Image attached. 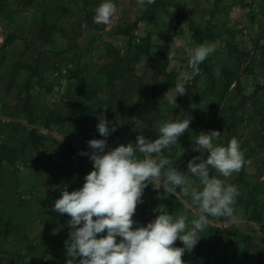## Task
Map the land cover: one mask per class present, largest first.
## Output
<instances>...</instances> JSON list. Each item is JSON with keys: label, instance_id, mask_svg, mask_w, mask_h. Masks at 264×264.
I'll use <instances>...</instances> for the list:
<instances>
[{"label": "rangeland", "instance_id": "374dc122", "mask_svg": "<svg viewBox=\"0 0 264 264\" xmlns=\"http://www.w3.org/2000/svg\"><path fill=\"white\" fill-rule=\"evenodd\" d=\"M100 2L0 0V157H10L0 160V264H41L49 245L59 248L65 264L69 217L52 204L61 188H79L91 170L88 155L79 153L92 151L89 139L102 138L87 134L97 114L113 116L117 104L106 103L103 79L108 51L125 55L134 43L149 47V56L135 63L142 94L135 103L114 107L123 122L105 138L106 150L135 143L140 134L155 139L162 122L188 116L189 129L167 153L175 157L184 149L174 158L183 172L200 155L192 148L197 133L217 130V143L224 145L235 137L245 162L239 172L220 177L239 189L235 216H208L200 239L181 259L264 264V0H155L143 7L142 17L151 13L149 23H132L130 0H115L108 26L93 22ZM181 42L189 48L215 42L216 50L174 107L164 94L180 71H190ZM173 50L178 63L167 59ZM210 175L219 174L213 169ZM189 183L195 191L202 188L198 178ZM141 201L133 215L140 225L165 210L173 219L186 216L190 224L199 211L190 194L151 184ZM174 246L182 244L177 239Z\"/></svg>", "mask_w": 264, "mask_h": 264}, {"label": "clouds", "instance_id": "9594fccd", "mask_svg": "<svg viewBox=\"0 0 264 264\" xmlns=\"http://www.w3.org/2000/svg\"><path fill=\"white\" fill-rule=\"evenodd\" d=\"M155 0H140L151 5ZM116 12L115 0H101L94 9L93 22L108 26ZM87 27L86 23L81 25ZM183 44L188 56V68L179 72L177 81L164 95L170 106H176L175 98L186 93L185 84L200 73L199 65L216 50V43H204L189 48ZM175 50L167 54L173 63ZM216 76L220 69L214 70ZM190 117L167 120L160 124L155 139L140 134L135 143L119 144L106 150V137L115 131L101 112L97 114L96 129L102 138L89 139L88 155L92 168L83 177L81 186L74 190L60 189L52 210L67 214V238L64 241L65 264H186L181 259L200 239L199 232L208 224V216L234 218V203L239 189L227 184L220 177L239 172L245 159L240 142L231 138L226 145L217 143L221 133L217 130L201 131L193 139V151L200 155L187 162V170L174 167L175 157L168 155L170 148L178 144V137L189 129ZM137 130V129H136ZM139 131V130H137ZM136 153L143 154L140 158ZM219 175H210L211 170ZM198 178L201 190L192 189L189 179ZM163 187L174 195H191L198 205L197 218L190 224L186 216H173L160 211L143 225L133 215L145 187ZM178 189V193H177ZM136 225L133 227V225ZM179 240L182 246H174Z\"/></svg>", "mask_w": 264, "mask_h": 264}, {"label": "trees", "instance_id": "16d2710c", "mask_svg": "<svg viewBox=\"0 0 264 264\" xmlns=\"http://www.w3.org/2000/svg\"><path fill=\"white\" fill-rule=\"evenodd\" d=\"M148 14L146 17L151 15V13ZM143 55L149 56V47L144 43H134L128 48L125 55H122L116 49L112 52L110 50L108 51L109 63L103 79L107 93L106 103H110L109 106H113L114 103L117 104L114 106L115 108H121L124 103H135V99L141 96L143 83L140 75L136 73L135 63ZM150 58L154 60V57ZM114 107L110 111L113 116L108 121L112 125H115V131L110 132V134L117 132L123 122L114 111ZM139 118L146 120L144 113H141ZM97 123L98 120L91 123L87 133L89 136H100L96 129ZM74 153L78 154L75 150ZM0 160L7 161L10 160V157L3 156L0 157ZM41 264H64L59 253V248L54 245H49L44 251V258L41 260Z\"/></svg>", "mask_w": 264, "mask_h": 264}, {"label": "crops", "instance_id": "0c3cea01", "mask_svg": "<svg viewBox=\"0 0 264 264\" xmlns=\"http://www.w3.org/2000/svg\"><path fill=\"white\" fill-rule=\"evenodd\" d=\"M170 5L173 6V2L166 4V6H170ZM143 7H146V9H147L148 4H142L140 2L133 3V1L130 0V13H133V17L131 18L132 19L131 21H133L132 23H149L150 21H152L151 17H148V16L142 17L143 11L146 10ZM146 11L144 13H146ZM140 12H142V13L140 14ZM138 14H140V15H138ZM133 18H135V19H133Z\"/></svg>", "mask_w": 264, "mask_h": 264}]
</instances>
